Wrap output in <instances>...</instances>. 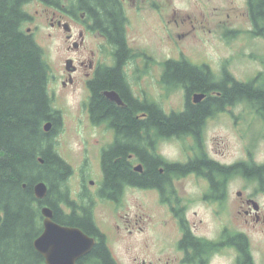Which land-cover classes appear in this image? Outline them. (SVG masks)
Masks as SVG:
<instances>
[{
    "label": "flooded vegetation",
    "instance_id": "af4514ba",
    "mask_svg": "<svg viewBox=\"0 0 264 264\" xmlns=\"http://www.w3.org/2000/svg\"><path fill=\"white\" fill-rule=\"evenodd\" d=\"M242 1L240 14L251 26L249 38L260 41V49L249 55L264 68V0ZM46 6L45 14L37 15L40 20L47 16L51 29L63 35L65 54V71L59 77L50 65L51 96L54 100L65 93L80 97L75 124L64 123L65 110L54 104L61 114L58 123L50 121L53 126L49 133L54 154L67 170L60 185L63 193L46 206L53 210L56 223L79 228L95 240L93 250L79 264L102 258L104 250L99 247L118 264L96 215L104 207L117 220H127L128 214L122 212L135 206L136 192L166 212L168 219L160 221V231L169 224L178 229L176 237L165 235L148 244L151 259L135 258L138 264H209L224 251H233L236 264H240L251 246L248 226L264 222L260 210L254 208L255 200L239 191L236 205L240 228L233 231L225 225L218 238L210 239L197 232V223L189 213L193 198L199 195L184 190L188 183L199 187L202 203L219 213L215 207H225L231 181L245 178L231 174V167L240 163L228 164L209 152L204 136L211 119L230 115L232 107L241 102L253 106L245 97L231 103L227 90L234 83H242L264 91V70L251 82H241L228 68L213 71L207 60L192 59L179 45L191 37L196 39V32L211 33L216 27H226L227 22H215L223 15L184 13L175 6V0H60ZM240 14L233 17L226 13L228 37L240 31L234 29ZM36 20L30 14L25 26ZM27 33L33 35V28L28 27ZM169 45L171 53L167 51ZM189 72L195 74L184 75ZM198 81L211 84V89L194 90L191 83ZM216 84H223L218 87L221 90L215 89ZM197 94L205 95L199 103L195 102ZM173 97L178 106L169 104ZM205 104L210 108L199 124L192 123L184 130V116L193 117ZM254 109L264 119L263 106ZM169 126L174 130L168 132ZM70 129L80 135L79 159L71 152L65 157L56 151L58 137L66 133L68 138L74 132ZM143 228L137 222L127 232L133 235V229H138L143 233ZM118 230L126 229L121 223Z\"/></svg>",
    "mask_w": 264,
    "mask_h": 264
},
{
    "label": "rangeland",
    "instance_id": "374dc122",
    "mask_svg": "<svg viewBox=\"0 0 264 264\" xmlns=\"http://www.w3.org/2000/svg\"><path fill=\"white\" fill-rule=\"evenodd\" d=\"M175 6L184 13L193 14L204 11L208 17L213 12L219 13L223 17L216 19L215 22H227L224 28L216 27L211 33L196 32V39L191 37V40H183L179 43L192 59L207 60L213 71L216 72L226 67L241 82H251L259 72L264 70L262 64L260 65L255 58H250L249 55L255 53L257 48L260 49V41L249 38L248 29L251 26L244 22L245 18H242L240 14L243 12L241 8L244 7L242 0H175ZM46 8H48L46 4L41 2H34L28 6L29 14L36 16L37 20L32 25L25 26L24 30L27 32L28 27L33 28L35 40L43 48L47 61L59 77L65 71L64 37L51 29L47 16L39 19L37 12L45 14ZM226 13H231L233 17L236 16L234 14H240L234 27L240 31L229 37L227 30L230 29V26L226 19ZM167 51L168 53L172 52L171 45ZM79 100V94L72 96L67 93L63 96L59 95L55 100L56 108H62L66 112L64 123H76ZM177 102V98L173 97L169 104L178 106ZM232 108L230 115L217 116L209 121L204 136L205 146L209 152H213L214 157L231 165L248 162L264 165V119L254 109V106L247 102H241ZM69 131L74 132L69 133L68 138L64 137L66 133L58 137L56 151L65 157L67 152H71L75 158H78L81 148L80 135L75 129ZM172 151L174 154L177 153L176 149H172ZM184 190L186 194L199 195L193 198L194 202L191 204L189 213L197 223V232L210 239L218 238L225 225L233 231L240 228L241 219L237 214L238 206L236 205L239 191L243 192L244 197L253 198L260 205V215L264 218V188L259 181L245 178L233 179L228 188V202L225 207L222 210L215 207L219 213L202 203L199 187L188 183L185 184ZM134 197L136 199L135 206L122 212L123 215L128 214L127 220L130 221L128 225L125 223L127 220H117L113 216V212L105 210L104 207L98 209L95 219L97 225L106 234L108 246L118 264H138L137 261L149 260L151 259L148 253L150 244L159 241L162 236L176 237L178 234V229L174 224H169L166 228L161 226L164 231H160V221L162 220L163 223L168 219L166 212L156 208L155 205L153 206L154 202L145 199L143 193L136 192ZM137 222L141 227H144V232L138 233V229H133L134 234L130 235L127 232L128 227ZM121 223L126 230H118V225ZM246 233L251 242L250 248L254 263L264 264V222L259 224L252 222ZM155 250L157 248L152 251ZM167 253L171 255L172 251H167ZM135 258L138 260L136 261ZM209 264H236V254L233 251H224L212 257Z\"/></svg>",
    "mask_w": 264,
    "mask_h": 264
},
{
    "label": "trees",
    "instance_id": "16d2710c",
    "mask_svg": "<svg viewBox=\"0 0 264 264\" xmlns=\"http://www.w3.org/2000/svg\"><path fill=\"white\" fill-rule=\"evenodd\" d=\"M59 1L0 0V264H46L34 247L43 232L41 209L63 193L60 185L67 167L54 154L51 135L44 129L50 121L58 123L61 114L54 109L49 90L52 68L35 37L24 30L31 3ZM222 85L216 84L215 89ZM191 86L203 92L211 89V84L201 81ZM227 93L231 103L245 97L253 106L264 108V91L252 84L234 83ZM209 108V104L201 106L195 119L191 114L184 116L182 128L199 124ZM230 171L233 176L259 181L264 188V165L240 163ZM41 181L49 186L44 201L34 194V186ZM99 248L104 250L102 258L90 264H114L106 249ZM240 264H255L249 247Z\"/></svg>",
    "mask_w": 264,
    "mask_h": 264
},
{
    "label": "water",
    "instance_id": "95a60500",
    "mask_svg": "<svg viewBox=\"0 0 264 264\" xmlns=\"http://www.w3.org/2000/svg\"><path fill=\"white\" fill-rule=\"evenodd\" d=\"M67 69H71L70 62ZM205 95H195V102L199 103ZM52 123L44 125V129L49 133ZM43 162V160L41 159ZM49 193V186L46 182H38L34 186V194L40 201H44ZM256 211L260 210V205L252 201ZM43 216V232L34 241L36 251L44 258L46 264H79V261L89 254L94 246L95 240L87 236L79 228L61 226L54 221L53 210L49 206H44L41 210Z\"/></svg>",
    "mask_w": 264,
    "mask_h": 264
}]
</instances>
